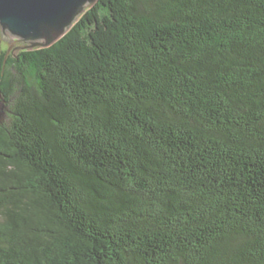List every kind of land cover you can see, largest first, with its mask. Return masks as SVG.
I'll return each mask as SVG.
<instances>
[{
    "label": "trees",
    "instance_id": "trees-1",
    "mask_svg": "<svg viewBox=\"0 0 264 264\" xmlns=\"http://www.w3.org/2000/svg\"><path fill=\"white\" fill-rule=\"evenodd\" d=\"M6 53L0 264H264V0H99Z\"/></svg>",
    "mask_w": 264,
    "mask_h": 264
},
{
    "label": "water",
    "instance_id": "water-1",
    "mask_svg": "<svg viewBox=\"0 0 264 264\" xmlns=\"http://www.w3.org/2000/svg\"><path fill=\"white\" fill-rule=\"evenodd\" d=\"M98 1L0 0L1 37L10 44L5 58L10 52L17 55L21 50L53 45ZM16 43L20 44L15 46Z\"/></svg>",
    "mask_w": 264,
    "mask_h": 264
},
{
    "label": "rangeland",
    "instance_id": "rangeland-1",
    "mask_svg": "<svg viewBox=\"0 0 264 264\" xmlns=\"http://www.w3.org/2000/svg\"><path fill=\"white\" fill-rule=\"evenodd\" d=\"M87 9H88V8H87ZM2 44L4 45V47H7V49H8V47H9V45H10L8 41H5V40H3V39H2ZM18 44H20V43H16L15 46L18 45ZM15 46H13V47L11 48L12 51H13V49L15 48ZM0 99H1V98H0ZM10 119H11V110H10V106H9L7 103H5V102L3 101V104L0 103V121L9 122Z\"/></svg>",
    "mask_w": 264,
    "mask_h": 264
}]
</instances>
